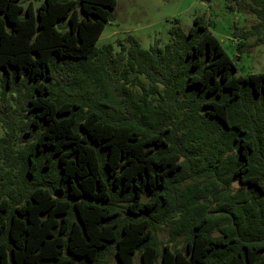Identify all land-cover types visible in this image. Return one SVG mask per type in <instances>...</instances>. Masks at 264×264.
Returning a JSON list of instances; mask_svg holds the SVG:
<instances>
[{"label":"trees","instance_id":"obj_1","mask_svg":"<svg viewBox=\"0 0 264 264\" xmlns=\"http://www.w3.org/2000/svg\"><path fill=\"white\" fill-rule=\"evenodd\" d=\"M232 1L256 18L238 50L252 35L264 41V0ZM115 5L0 0V144L9 169L6 141L22 107L32 115L24 135L33 138L21 153L30 187L19 198L10 178L6 195L0 188V264H101L110 251L133 264L136 250L141 264H264V212L244 232L217 221L223 230L212 235L215 221L195 209H208L198 191L212 176L188 172L202 142L219 147L220 158L236 149L225 188L244 213L264 210V72L233 74L232 59L196 16L187 32L171 27L163 48L127 37L126 68L148 80L133 76L140 90L127 91L125 74L115 73L122 55L95 46ZM235 181L248 189L234 192ZM161 224L170 241L184 236L185 244L160 252Z\"/></svg>","mask_w":264,"mask_h":264},{"label":"rangeland","instance_id":"obj_2","mask_svg":"<svg viewBox=\"0 0 264 264\" xmlns=\"http://www.w3.org/2000/svg\"><path fill=\"white\" fill-rule=\"evenodd\" d=\"M41 0H34L35 5H38ZM112 19L105 23L104 29L97 39L95 46L100 48L104 45L110 44L112 46V58L122 55V59L118 61L120 63L119 70L116 73L117 76L125 74L128 79V83L125 84V89L140 90L135 85L133 76L138 77L145 85L148 84V80L143 75H135L132 70L126 68L127 52L125 49L129 48L131 42L128 40V36L136 39L141 48L148 50L152 45L159 44L160 47H164L171 41L169 29L171 27L179 25L184 32L191 27L193 19L198 16L207 25L210 31L218 38L223 49L228 53L234 64L235 75L247 76L249 74L264 72V41L258 42L255 35L247 38L246 42L249 46L245 49L238 50L237 46L242 38L240 33L248 29L253 23L256 22V18L248 13L238 11L232 0H116V5L112 10ZM178 22L175 23L174 20ZM124 50L121 53V48ZM113 64V63H111ZM11 102L15 100V95L10 94ZM261 104V103H260ZM256 112V109H253ZM32 115L24 110V107L20 108L15 122L13 125L12 134L6 141V144L12 148L14 154V161L11 169L8 168L4 162L5 155V143L0 144V188H4V195H6V185L8 178L12 180V184L8 186L14 190L12 194L17 191V198L21 196L29 185V180L26 181L24 170L22 169V154L26 146L32 143L33 138H30L29 134L24 135L26 123L31 119ZM202 121H205L202 118ZM254 122L259 123L254 113ZM204 126V125H203ZM258 130V129H257ZM7 129L0 122V138L6 139ZM206 129L205 133L209 134L208 138H215L216 132ZM264 135V133H263ZM206 137V136H205ZM262 143L259 147L264 150V136L260 135ZM213 140V139H212ZM204 144V145H203ZM207 144L202 142V146L196 148L194 151L196 156L200 157L197 167L188 169L189 174H197L199 176H212L211 181L206 183L208 186L205 190L198 191V195L206 198L204 205H209L208 209H201L196 207V215L203 214L213 218L215 223L212 225V235L221 234L223 229L232 231L238 229L244 232V226L246 220H253L256 224L259 223L260 215L264 212L256 207L252 209L249 214L244 213L240 209L237 203L238 199L234 198L225 188L227 180L234 168L237 166V157L234 156L236 149L226 150L223 156H218L219 147L208 148ZM10 151V154L12 153ZM55 166H51L49 171L54 170ZM8 171V172H7ZM186 172V171H184ZM193 172V173H192ZM7 173L10 177L7 176ZM190 181V177L185 179L182 186ZM21 190H20V188ZM231 187L235 191L245 192L248 188L247 185L241 184L238 181L232 182ZM148 198L146 194L143 195L142 201ZM264 199V195L261 197ZM258 200V198H256ZM237 203L236 205L234 203ZM264 209V205L262 207ZM225 224V228L222 227L217 221H222ZM212 221V220H211ZM217 223V224H216ZM238 224L237 226L235 225ZM258 227V226H257ZM156 236L159 240V250L163 244L169 243L173 248L181 247L185 244L184 236H179L175 240L170 241L169 227L168 225L161 224L156 229ZM101 264H119L113 251L107 253L104 259H101ZM159 261V258H158ZM133 264H141L140 251L136 250L133 254Z\"/></svg>","mask_w":264,"mask_h":264}]
</instances>
